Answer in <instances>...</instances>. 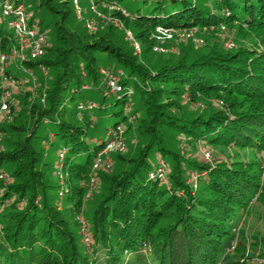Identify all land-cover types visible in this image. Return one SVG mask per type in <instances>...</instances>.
Returning <instances> with one entry per match:
<instances>
[{
  "label": "trees",
  "instance_id": "1",
  "mask_svg": "<svg viewBox=\"0 0 264 264\" xmlns=\"http://www.w3.org/2000/svg\"><path fill=\"white\" fill-rule=\"evenodd\" d=\"M34 1L45 5L50 13H60L55 23L57 44L52 48L49 42L46 49V53L54 54L52 61L44 60V53L24 65L32 71L40 70L39 65L47 70L52 66L54 75L46 81V89L42 90L45 83L39 81V88H31L32 80L25 75V82L12 90L13 95L23 90L26 99L38 92L31 102L18 98L11 105L28 113L24 123H18L17 118L2 122L0 118V133L4 135L0 140V169L17 182L0 185V208L9 211L0 214V264H219L226 243L235 237L232 225L241 217V209L254 197L264 207V172L256 160L213 163L205 161L202 154L197 155L198 160L185 159L167 147L163 130L175 129L181 144L183 138L188 143L200 140L223 148H249L256 154L264 151V0H216L208 4L198 0H140L141 6L134 11L120 7L123 0H94L95 5L114 8L113 16L121 24L103 25L100 33L85 26L77 30L65 25L69 12L64 7L69 0ZM1 2L0 53L15 44L13 33L4 26ZM27 12L31 22L42 24L35 12ZM236 24L242 35L257 36L252 38L259 41L257 45L192 53L183 46L181 55L172 58L154 52L160 42L159 26L200 30L219 25L233 28ZM42 29L47 34L46 28ZM116 30L121 31V41L116 40ZM126 30L140 51L127 38ZM153 57L157 59L151 66L142 63ZM100 67L121 69L125 73L123 90L105 95ZM14 71L9 68L7 74L19 77ZM89 83L95 88L85 93L82 86ZM23 85L26 88L21 90ZM129 86L134 98L126 94ZM40 92H44L43 97ZM1 93L0 84V104ZM212 94L223 99L227 111L218 103L203 114L198 108L185 106ZM135 98L143 111L136 125L125 114V105L134 103ZM91 102L96 103L94 108H78ZM117 106L119 110H115ZM140 110H131V115L138 116ZM3 115L6 119L8 114ZM110 115L116 119L105 126L104 136L92 135L98 119L107 120ZM120 124L125 132L135 125L148 140L135 158L124 157L121 152L116 155L115 162L122 164L118 173L96 172L102 173V196L87 217L89 232L85 235L77 221V228L71 226L65 212L74 214L82 205V180L88 177L96 152L107 142L108 132ZM55 141L62 143L56 156L66 149L62 160L65 177L58 191L52 189V198L48 194L51 186L45 184L42 173L46 174L50 166L57 176V158L52 166L45 154L46 147ZM151 148L158 152L154 164L148 158ZM161 157L170 165L169 188L153 176ZM194 175L198 188L192 193L186 181ZM63 195L72 203L64 213L58 208ZM249 238L255 240L264 258V235L257 232ZM85 239H89V246ZM247 239L241 235L238 251H243Z\"/></svg>",
  "mask_w": 264,
  "mask_h": 264
},
{
  "label": "rangeland",
  "instance_id": "2",
  "mask_svg": "<svg viewBox=\"0 0 264 264\" xmlns=\"http://www.w3.org/2000/svg\"><path fill=\"white\" fill-rule=\"evenodd\" d=\"M68 1V0H66ZM198 2L208 4V3H214L216 0H198ZM24 4L26 5L27 9H30L32 12L36 13L37 18L41 20V26L43 28H46L47 30V36L50 42L51 47L55 46L57 44V38H56V30H55V23L60 20V13H50L47 11L45 5H39L38 1L34 0H24ZM132 5L133 8L130 9L129 5ZM141 6V1H133V0H123L121 3L120 7L134 11L137 7ZM80 16L76 13V9L73 5L72 0H69L68 3L65 5L64 10H67L69 12V15L65 19V25L68 26L69 28L81 30L83 26L86 27V23L90 20L94 21L97 23V30L94 31L96 33H100L103 30L101 29V26L103 25H109V23L112 22V20H117L116 17L113 16V9L110 6H102L99 4L94 5V8H92V4L90 3L89 0H80ZM118 9L122 10L121 8L117 7ZM123 11V10H122ZM124 12V11H123ZM143 12H147L145 8H143ZM125 13V12H124ZM3 23L4 26L12 32L9 27L7 26V19L3 18ZM113 23V22H112ZM236 23V22H235ZM237 24L233 27H227L225 25H219L217 27L215 26H210V28H201L199 29H178V30H171L168 34L162 35L160 37H157L160 39L159 43H157V49L154 50L156 53H166L167 55H160L159 57L165 58L166 56L169 57H176L180 56L179 50L180 48L182 49L183 46L186 47V52L187 53H192V52H207L210 51L211 49L217 50L218 52H223L224 50H234L233 48H239L240 46L243 47H250L253 48L255 45H257V39H252V38H258L257 36H249V35H242L241 34V29L238 31ZM87 28V27H86ZM93 32V33H94ZM116 40L121 41L122 40V35L121 31L119 33V30H116ZM259 42V41H258ZM140 51V50H139ZM181 52V51H180ZM46 53V50L45 52ZM168 53H174L173 55H170ZM152 55V54H151ZM156 56V55H155ZM44 60L47 61H52L54 59V54L53 53H46L44 56ZM157 57H153L152 60L150 61H142V63L145 66H151L153 62ZM140 61V62H141ZM12 66V67H11ZM11 70H13L14 65H11ZM34 75H35V84L39 81V83H45L43 89H46L48 87V80H50L53 75H54V70L51 67L48 68L46 74H43L42 71L39 69L34 68ZM48 74V75H47ZM37 80V81H36ZM31 81V79H30ZM31 88H35L38 86V83L36 86H34L33 79L31 81ZM146 86H148V83L146 82ZM123 87V86H122ZM22 89H25L24 85L22 87H19ZM39 88V86H38ZM95 87H92V85L87 84L86 89L83 91L85 93H88L89 89H94ZM32 90V89H31ZM41 90V91H42ZM126 94L129 93L130 98H134V92L132 88L126 87ZM23 91V90H22ZM21 91L20 95H13L11 97V103L13 104L14 100L18 101V98H23L24 92ZM23 93V94H22ZM41 96H44V92H40ZM26 95V94H25ZM29 95V94H27ZM26 95V96H27ZM36 95L38 96V92H36ZM30 99H26L27 102H31L32 100L36 99L32 97V94L30 93ZM100 99V96H99ZM186 100H188V96L185 97ZM29 100V101H28ZM13 101V102H12ZM213 103H218L220 104V109L221 110H226L227 111V106L224 104V101L221 97L215 96V95H209L207 97H201V99H198L197 101H188L185 106H189L192 108H198V113H204L205 110H208L209 107H212ZM11 104V105H12ZM217 106V105H216ZM19 107H21L19 105ZM141 104L138 98L134 99L133 102H127L125 105V114H127V120L131 121V123H134L137 120V117H141L140 115L143 114V111L140 110ZM229 107V106H228ZM120 106H117L115 110H119ZM134 109H139L138 116H132L131 115V110ZM20 110V109H19ZM18 110V111H19ZM17 108H11L10 112L8 113L6 119H3V114L0 115L1 121L5 122L9 119L12 118H17L18 123H24V120L27 118L28 119V113L21 108V111L18 113ZM171 111V110H170ZM208 111H211L209 109ZM111 112V111H110ZM188 113V112H187ZM192 113H196V111H192ZM5 117V116H4ZM114 116H108L107 120H102L98 119V122L96 124V127L94 128L93 131H91L92 135L95 137H103L104 136V129L105 126L111 125L115 121ZM136 125V122L134 123ZM135 125L130 126L127 128L125 132V140H126V148L124 151H122V155L127 158H135L138 154L140 149L145 145V142L148 140L147 135L139 134L137 129L135 128ZM44 130L47 128H43ZM43 130V131H44ZM42 131V134H43ZM40 133V134H39ZM38 136L41 135V130H39ZM163 138L165 141L168 142L167 147L173 151V152H180V154L188 160H198L197 155H203L209 154V157L204 158L206 159L205 161H211L213 163L219 162V161H226V162H231L233 161H242L247 162L250 160H256L258 165L262 168L261 171L264 172V151H259L257 154L253 153L251 149H236L230 146L229 148H223L219 146H211L209 144H206L204 141H194L193 143L187 142L183 138L181 139L182 144L179 142L180 134L172 128H165L163 130ZM0 140H4V135L0 133ZM91 141V140H90ZM62 146V143L59 141H55L54 145L47 146L45 145V154L46 160H48L52 166H54V162L56 161V150ZM157 151L154 148H151L148 151V158L151 163H156L157 162ZM119 153L113 152L111 154V160H112V165L111 168H108L106 170L107 174L111 173H118L120 171V166L122 164L118 163L117 161L115 162L114 158L116 155ZM59 157V156H58ZM162 158V157H161ZM163 162V167L165 169L164 175L161 177L160 182L161 186H164L166 188L170 187V179L168 176V167L169 163L165 162L164 158H162ZM170 166V165H169ZM258 166V169H259ZM48 172L46 171V174L42 173L44 176L45 184L47 186H51V190L48 192L49 197L51 196L52 198L55 197V194H52L51 192L53 190L58 191V188L61 186V182L65 177V173H56V177L54 176L53 173H51L50 166L47 167ZM90 172H88V177L86 179H83L82 184L85 186V195L83 198V203L75 212L74 214H70L69 212H65L67 214L68 220L71 221V226L75 225L77 228V222L80 224V226L83 224L82 220L85 217V221L88 223L87 217L92 213L94 207L96 204L99 202L102 194V189L103 186H100V183L98 186H96L92 192L91 195L88 196L89 190H88V184H89V178H90ZM102 172V171H101ZM101 172L96 173L99 177V180L101 179ZM86 177V176H85ZM193 178V177H192ZM2 179H0L1 181ZM188 184L192 187L191 192L195 193V190L198 188V185H193V182L191 181V178L188 179ZM2 183V184H1ZM0 185L1 187L3 186H10V185H15L17 182L14 180L12 177V180L6 181V183H3L1 181ZM54 184H58L57 186ZM64 185V183H63ZM57 187V188H56ZM53 189V190H52ZM65 189V187H64ZM52 194V195H51ZM67 194V193H66ZM180 194V193H179ZM57 200V196H56ZM6 202V201H5ZM72 202V201H71ZM6 204H9L7 201ZM25 204V200L22 201L20 204V208H22ZM70 204V205H69ZM71 207L72 203L70 201L65 200V196L63 195L62 200L58 203V208L64 213V208L65 207ZM5 209L0 208V214L8 213L9 211H4ZM241 217L236 221V224L232 225V230L234 228L235 230V237L231 239L229 242H227V249L226 252L222 258V260L219 262V264H264V261L262 262V257H260L261 254V248H259L258 245H255V240L252 238H249L250 235H257V232H260L264 235V207H262L258 202H256V198L254 197L251 202H249V205H247L245 208L241 209L240 211ZM169 219V218H168ZM167 220V218H166ZM77 221V222H76ZM86 224V222H85ZM90 228V227H89ZM82 229V232L85 235H88V226L87 224L85 225V228H80ZM244 234L247 236V240L245 241L243 247V251L240 250L238 251L237 245H238V240L240 239L241 235ZM86 245L89 246V239L84 240Z\"/></svg>",
  "mask_w": 264,
  "mask_h": 264
},
{
  "label": "built area",
  "instance_id": "3",
  "mask_svg": "<svg viewBox=\"0 0 264 264\" xmlns=\"http://www.w3.org/2000/svg\"><path fill=\"white\" fill-rule=\"evenodd\" d=\"M92 4V8H94V0H89ZM73 5L75 7V11L80 16V0H72ZM1 12L5 18L8 20V25L11 28V31L14 35L15 44L11 47L8 52L0 53V76H1V104H0V115L8 114L11 110V97L12 90L23 84L25 82L24 77H15L13 74H7V70L11 68V65L18 68L22 73L28 75L31 80L33 79L34 86L35 84V75L31 68L24 65V63L28 60H37L44 55L45 50L49 46V39L45 32L42 29V26L39 23L31 22L29 20V15L27 12L26 5L24 4V0H2L1 2ZM113 23H119L117 20H112ZM120 24V23H119ZM121 25V24H120ZM86 27L90 32H94L97 30V23L90 20L86 23ZM172 28L165 27H157V37L168 34ZM126 36L130 40H132L137 51L140 50L138 43L134 40L130 31L126 30ZM157 45L154 47L156 50ZM40 70L43 74L47 73V69L39 65ZM100 74L102 75V83L101 87L103 93L105 95L114 94L116 92H120L123 90L121 85L122 77H125V73L121 69H113L107 67H100ZM86 85H83L82 88H86ZM33 99L36 98V95H32ZM13 102V101H12ZM96 106L95 102L85 104H79V109H91ZM125 127L120 124L116 126L115 129L108 132L107 137L108 140L105 145L96 152L93 160V164L91 167L90 178H89V190L92 191L99 183L98 176L96 174L97 171H106L108 168H111L112 160L111 154L113 152L120 153L125 150L126 142H125ZM66 153V149L63 148L58 152V171L57 173H62V160L64 159V155ZM206 158L209 157V154H205ZM161 162L160 168L156 171L153 176L161 179V177L165 173V169ZM0 179L3 183L10 180L9 174L0 169ZM193 185L195 186L197 183V176L194 175L191 178ZM82 226L85 228V221L82 220ZM264 259H262V262Z\"/></svg>",
  "mask_w": 264,
  "mask_h": 264
},
{
  "label": "crops",
  "instance_id": "4",
  "mask_svg": "<svg viewBox=\"0 0 264 264\" xmlns=\"http://www.w3.org/2000/svg\"><path fill=\"white\" fill-rule=\"evenodd\" d=\"M13 68H14L13 71L15 70L16 72H18L19 77H24L26 75V74L22 73L18 68H16V67H13Z\"/></svg>",
  "mask_w": 264,
  "mask_h": 264
},
{
  "label": "clouds",
  "instance_id": "5",
  "mask_svg": "<svg viewBox=\"0 0 264 264\" xmlns=\"http://www.w3.org/2000/svg\"><path fill=\"white\" fill-rule=\"evenodd\" d=\"M0 148H1V146H0ZM61 150H62V149H61ZM57 161H58V152H57ZM1 169H2V168H1ZM3 170H4V169H3ZM4 171H5V170H4ZM88 190H89V187H88ZM91 192H92V191L89 190L88 196L91 195ZM84 221H85V217H84ZM85 222H86V221H85ZM234 231H235V230H234Z\"/></svg>",
  "mask_w": 264,
  "mask_h": 264
}]
</instances>
